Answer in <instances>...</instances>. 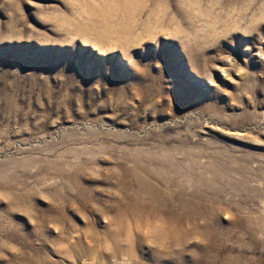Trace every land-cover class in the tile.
I'll return each mask as SVG.
<instances>
[{
    "label": "rangeland",
    "instance_id": "rangeland-1",
    "mask_svg": "<svg viewBox=\"0 0 264 264\" xmlns=\"http://www.w3.org/2000/svg\"><path fill=\"white\" fill-rule=\"evenodd\" d=\"M160 218L137 264H264V0H0V264Z\"/></svg>",
    "mask_w": 264,
    "mask_h": 264
},
{
    "label": "clouds",
    "instance_id": "clouds-1",
    "mask_svg": "<svg viewBox=\"0 0 264 264\" xmlns=\"http://www.w3.org/2000/svg\"><path fill=\"white\" fill-rule=\"evenodd\" d=\"M114 231L117 233L114 241L89 242L92 251L90 256L83 261V264H137L138 257L135 250L137 235L145 238L148 247L161 251L182 247V243L179 237L175 235L174 229L163 218L149 219L134 225L129 224L122 234L119 228L114 229ZM186 243L205 244L207 241L203 234L198 232ZM101 253L107 254L110 259L102 258ZM69 258L71 259V257ZM73 264H75V261H73Z\"/></svg>",
    "mask_w": 264,
    "mask_h": 264
}]
</instances>
